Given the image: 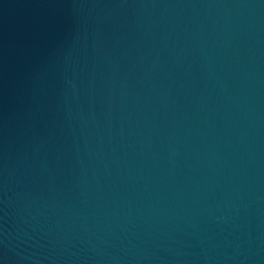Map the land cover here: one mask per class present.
Masks as SVG:
<instances>
[{"label":"water","instance_id":"obj_1","mask_svg":"<svg viewBox=\"0 0 264 264\" xmlns=\"http://www.w3.org/2000/svg\"><path fill=\"white\" fill-rule=\"evenodd\" d=\"M0 264H264V0H0Z\"/></svg>","mask_w":264,"mask_h":264}]
</instances>
